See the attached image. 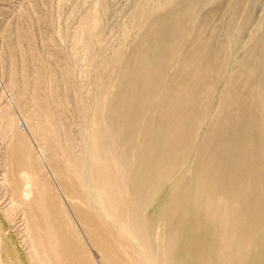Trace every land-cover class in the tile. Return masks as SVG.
<instances>
[{
	"label": "rangeland",
	"instance_id": "374dc122",
	"mask_svg": "<svg viewBox=\"0 0 264 264\" xmlns=\"http://www.w3.org/2000/svg\"><path fill=\"white\" fill-rule=\"evenodd\" d=\"M262 87L264 0H0V264H264Z\"/></svg>",
	"mask_w": 264,
	"mask_h": 264
},
{
	"label": "bare ground",
	"instance_id": "6f19581e",
	"mask_svg": "<svg viewBox=\"0 0 264 264\" xmlns=\"http://www.w3.org/2000/svg\"><path fill=\"white\" fill-rule=\"evenodd\" d=\"M180 16H182V15L180 14ZM180 16H179V17H180ZM175 18H176V17H175ZM156 23H157V24L155 25L154 29L157 31L163 22L160 21V22H156ZM163 24H164V23H163ZM161 30H162V29H161ZM157 36H158V35H157ZM167 38L169 39V37H167ZM158 42H160V41H158ZM153 44H154V43H153ZM162 44H163V43H162ZM169 44H170V43H169ZM164 45H165V44H164ZM164 49H165V48H164ZM140 57H141V56H140ZM146 58H147V57H146ZM146 58H144L143 61H146V60H145ZM138 59H139V58H138ZM140 60H141V58H140ZM147 60H148V59H147ZM153 60H154V63H155L156 65H158V66L160 65V66H161V65L165 62V58L163 57V53H162V52H159V53L154 57ZM142 65L144 66V63H143ZM143 66H142V67H143ZM142 67H141V68H142ZM143 68H144V67H143ZM125 71H126V70H125ZM156 72H157V71H156ZM127 74H129V73H127ZM123 75H124V74H123ZM122 77H123V76H122ZM123 78H124V77H123ZM127 78H128V77H127ZM262 86H263V85H262ZM262 88H264V87H262ZM195 92H196V91H195ZM34 117H35V116H34ZM229 126H230V125H229ZM127 127H128V126H127ZM232 130H233V129H232ZM101 132H102V131H101ZM233 133H234V132H233ZM241 133H242V132H241ZM241 135H242V134H241ZM245 135H246V134H245ZM100 136H101V135H100ZM100 136H99V137H100ZM101 138H102V137H101ZM105 138H106V137H105ZM149 140H150V139H149ZM245 140H247V139H245ZM237 144H238V143H237ZM242 148H243V147H242ZM114 152H115V151H114ZM106 155H107V153H106ZM89 156H90V155H89ZM89 160H90V159H89ZM95 162H96V161H95ZM247 164H248V163H247ZM248 165H249V164H248ZM139 168L142 169V167H139ZM255 168H256V167H255ZM29 173H30V172H29ZM33 175H34V174H33ZM33 175H32V176H33ZM32 176H31V177H32ZM34 176H35V175H34ZM139 176H141V175H139ZM29 177H30V176H29ZM23 178H24V180H25L24 183H25V185H26V186L23 188V190L26 191L27 194H28V193H29V187H28V185H27V184H28V181H27V179H25V177H23ZM136 178H137V176H136ZM150 178H151V177H150ZM32 179H33V178H32ZM133 179H135V178H133ZM140 179H141V178H140ZM140 179H139V180H140ZM28 180H30V179H28ZM101 180H102V179H101ZM33 184H34V183H33ZM133 184H134V183H133ZM149 185H150V184H149ZM138 186H139V185H138ZM140 186H141V185H140ZM139 188H140V187H139ZM107 189H108V187H107ZM100 191H101V190H100ZM100 191H99V192H100ZM32 193H33V192H32ZM25 194H26V193H25ZM99 195H101V194H99ZM99 198H100V196H99ZM101 198H102V197H101ZM102 200H103V199H102ZM94 203H95V202H94ZM99 204H100V203H99ZM105 204L107 205L106 202H105ZM105 204H104V205H105ZM99 207H100V206H99ZM11 208H12V207H11ZM103 208H104V207H103ZM107 208H108V207H107ZM112 208H113V207H112ZM112 208H109V209H112ZM12 210H14V209H12ZM105 210H106V209H105ZM106 211H108V210H106ZM109 211H110V210H109ZM104 213H105V212H104ZM107 213H109V212H107ZM107 213H106V214H107ZM110 216H111V215H110ZM132 234H134V233H132ZM136 235H138V233H137ZM139 235H140V234H139ZM136 237H137V236H136ZM139 237H140V236H139ZM141 238H142V237H141ZM143 238H144V237H143ZM136 239H138V238H136ZM139 239H140V238H139ZM139 239H138V240H139ZM30 240H31V239H30ZM140 240H141V239H140ZM141 241H142V240H141ZM141 241H140V242H141ZM143 241H145V240H143ZM141 243L144 244L143 242H141ZM145 243H146V242H145ZM140 245H141V244H140ZM147 245H148V244H147ZM142 246H143V245H142ZM34 248H35V247H34ZM34 248H33V249H34ZM150 248H151V247H150ZM34 252H35V251H34ZM35 253H37V251H36ZM34 256H35V255H34ZM166 261H167V260H166ZM51 263H52V262H51Z\"/></svg>",
	"mask_w": 264,
	"mask_h": 264
}]
</instances>
